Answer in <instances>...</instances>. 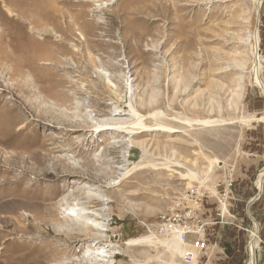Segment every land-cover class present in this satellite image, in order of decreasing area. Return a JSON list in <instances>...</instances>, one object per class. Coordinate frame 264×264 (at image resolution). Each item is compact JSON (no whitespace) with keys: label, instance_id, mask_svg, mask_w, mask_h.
Listing matches in <instances>:
<instances>
[{"label":"rangeland","instance_id":"obj_1","mask_svg":"<svg viewBox=\"0 0 264 264\" xmlns=\"http://www.w3.org/2000/svg\"><path fill=\"white\" fill-rule=\"evenodd\" d=\"M17 1L25 19L0 0V264H80L96 234L109 264H185L142 224L264 146V0H49L56 23ZM87 197L106 231L88 238L72 217Z\"/></svg>","mask_w":264,"mask_h":264},{"label":"crops","instance_id":"obj_2","mask_svg":"<svg viewBox=\"0 0 264 264\" xmlns=\"http://www.w3.org/2000/svg\"><path fill=\"white\" fill-rule=\"evenodd\" d=\"M233 155L235 157L221 160L220 178L207 187L208 192L199 200L198 238L209 248L198 254L201 264H245L250 224L253 230L256 226L264 242V146L238 147ZM228 172L232 184L226 189ZM261 175L263 182L258 185ZM224 192L222 214L219 200Z\"/></svg>","mask_w":264,"mask_h":264},{"label":"built area","instance_id":"obj_3","mask_svg":"<svg viewBox=\"0 0 264 264\" xmlns=\"http://www.w3.org/2000/svg\"><path fill=\"white\" fill-rule=\"evenodd\" d=\"M261 26L262 24L257 22L256 28H258V30L256 32L258 37ZM260 42L261 40L259 37L256 45V57L257 63L262 65L264 63V49L262 50L260 48ZM204 184L205 182L197 188L188 189L183 202L179 204V210L173 211L168 215L161 216L154 226L146 225L145 223L142 224L146 230V234L150 238L156 240L174 239L178 243L180 249L179 258L181 259V262L185 264L192 263L199 253H205L209 249L208 246L198 238L201 226L197 217V209L201 196L208 192V189L203 187ZM231 184L232 178L231 174L228 172L226 175V189H229ZM225 195L226 193L224 192L222 198L219 200L222 207V214L225 211V204L222 203L225 199ZM255 234L259 237L258 232H255ZM252 240L253 239L251 237L246 246V255L248 256L246 264H248V262L250 263L251 257L249 255V245ZM258 240L259 243L263 242L260 238H258Z\"/></svg>","mask_w":264,"mask_h":264},{"label":"bare ground","instance_id":"obj_4","mask_svg":"<svg viewBox=\"0 0 264 264\" xmlns=\"http://www.w3.org/2000/svg\"><path fill=\"white\" fill-rule=\"evenodd\" d=\"M3 1V0H2ZM6 1H9V0H6ZM11 1V6H13L16 11L18 13H16L15 15H18L20 18H23L25 19L26 16L24 17L23 14H25V11H24V2H21V1H17V0H10ZM23 1H28V0H23ZM32 3L30 4L31 6L34 7V10L37 12V15L42 18V20L48 22L50 21V23H56V19H57V14H56V10H48L49 8H53L51 5H50V1L49 0H31ZM85 1V0H84ZM5 2V1H4ZM29 2V1H28ZM95 2V1H94ZM29 4V3H28ZM257 4V9L259 10L260 9V6L262 4V0H257L256 2ZM27 5V4H26ZM47 7V8H46ZM20 8H22L23 11H19ZM8 10V9H7ZM6 10V11H7ZM27 11V10H26ZM11 12V10H10ZM28 13V12H27ZM258 13V12H257ZM10 14V13H9ZM13 14V13H12ZM80 15H83L80 14ZM9 16V15H8ZM79 16V15H78ZM16 17V16H15ZM83 17V16H82ZM17 18V17H16ZM39 18V19H40ZM14 19V18H13ZM66 19V18H65ZM21 20V19H20ZM80 20V19H79ZM15 21V20H14ZM69 21V20H68ZM67 21V22H68ZM73 22V21H72ZM89 22V21H88ZM5 23V22H4ZM18 23V21H17ZM86 23V22H85ZM13 25V24H12ZM7 26V25H6ZM9 26V25H8ZM14 26V25H13ZM84 26V25H83ZM82 26V27H83ZM90 26V25H89ZM60 27V26H59ZM69 27V26H68ZM41 28V27H40ZM85 28V27H84ZM34 29V27H33ZM43 29V28H42ZM86 29V28H85ZM91 29V27H90ZM25 30V29H24ZM36 30V29H35ZM80 30V29H79ZM84 30V29H83ZM258 30V28H256V31ZM21 31V30H20ZM37 31V30H36ZM70 31V30H69ZM84 32H87L84 31ZM82 32H80L81 34ZM88 34V33H87ZM81 36V35H80ZM83 36V35H82ZM81 36V37H82ZM84 38V37H83ZM259 40V37H258V34L257 32H255V35L253 37V46H252V55H253V68L255 67V73H254V78H253V81H254V84L255 86H257L261 91L264 92V82L261 80L260 78V70L262 68L261 64H258L257 63V57H256V45H257V42ZM3 46V45H2ZM7 46V45H6ZM5 48V47H4ZM2 49V48H1ZM8 49V48H7ZM1 54V53H0ZM22 64V63H21ZM20 64V65H21ZM24 64H22L23 66ZM16 73V72H15ZM103 77V76H102ZM119 114H115L113 116H118ZM143 120H153L152 117H144ZM164 131V129H162ZM263 175L260 176L259 180H258V185L259 183L262 181ZM262 178V179H261ZM261 179V180H260ZM260 188H261V185H260ZM95 200H98L99 202V199H89L87 197V200H85L84 204H85V207H83L81 210V212L77 213L76 211H73L72 213V217L75 218V225H77V227L79 228V231L81 232L80 234L82 236H85L86 238H88V236L90 235L91 237V234L90 232L91 231H96V232H106L104 230H101V229H98V225H96L94 223V221L92 220L91 218V215L89 212H85L87 210H89L90 208H93L94 206H92L91 204H93V202ZM85 210V211H84ZM65 222H68L67 218L64 219ZM65 224V223H64ZM66 225V224H65ZM67 227V231L70 232V228L69 226L70 225H66ZM95 228V229H94ZM72 230V229H71ZM255 229L252 231L251 234V237H252V242L250 243L249 245V255L251 257L250 259V263L248 262V264H256V260H257V257H258V251H259V240H258V237L256 236L255 234ZM93 236V235H92ZM94 237V236H93ZM92 237V238H93ZM257 237V238H256ZM85 238V239H86ZM93 239L96 240V244L94 245V249H92L91 247H88L86 250L90 251V254H89V257L86 258V260H82L80 262V264H109V261L107 260L110 256L108 255V252L105 250L106 247H108L107 245L104 246V244L102 243V240L101 238H99V236L97 237V234H96V237H94ZM140 243H152V239H147V238H142V239H133V240H130L127 245H130V246H137L138 244ZM98 244V245H97ZM167 249L168 251H170V248L171 247H175L176 246V241L174 242V239L170 240L167 242ZM179 248V246H178ZM95 251H97L96 253H94Z\"/></svg>","mask_w":264,"mask_h":264},{"label":"water","instance_id":"obj_5","mask_svg":"<svg viewBox=\"0 0 264 264\" xmlns=\"http://www.w3.org/2000/svg\"><path fill=\"white\" fill-rule=\"evenodd\" d=\"M262 182H263V179H262V181H261V184H262ZM253 221V220H252ZM253 223H254V221H253ZM254 229L256 230L255 232H257V228H256V226L254 227Z\"/></svg>","mask_w":264,"mask_h":264}]
</instances>
